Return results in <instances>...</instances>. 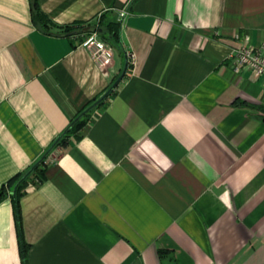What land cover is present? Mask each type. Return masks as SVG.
Returning a JSON list of instances; mask_svg holds the SVG:
<instances>
[{"label":"crops","instance_id":"0c3cea01","mask_svg":"<svg viewBox=\"0 0 264 264\" xmlns=\"http://www.w3.org/2000/svg\"><path fill=\"white\" fill-rule=\"evenodd\" d=\"M36 2L48 32L0 0V264H264V90L225 58L264 52V0Z\"/></svg>","mask_w":264,"mask_h":264},{"label":"built area","instance_id":"2783aa9c","mask_svg":"<svg viewBox=\"0 0 264 264\" xmlns=\"http://www.w3.org/2000/svg\"><path fill=\"white\" fill-rule=\"evenodd\" d=\"M126 12H119V20L125 16ZM85 48L89 52L92 60L101 68L110 63L112 51L105 42L100 40L96 32L89 35L84 41ZM230 60L231 68L234 72L249 71L255 78H260L264 90V52L263 45L254 47L248 44L240 48L231 49L225 56Z\"/></svg>","mask_w":264,"mask_h":264},{"label":"trees","instance_id":"16d2710c","mask_svg":"<svg viewBox=\"0 0 264 264\" xmlns=\"http://www.w3.org/2000/svg\"><path fill=\"white\" fill-rule=\"evenodd\" d=\"M32 19L33 22L44 32H48V21L45 16H43L37 6L36 0H32ZM107 30L109 34V38L112 39L113 41H117L118 38V24L116 23H110L107 26H104L101 24V20L97 21L96 23L92 24L91 26V31H96L97 33H104ZM262 119L264 121V111H262ZM79 122L78 120L71 121L69 124V127L63 132L62 135H60L53 143V147L55 145H64L65 140L64 137L65 135L70 132ZM49 152V150H48ZM47 152V153H48ZM46 155L41 158L39 161L34 163L29 167V169L24 173L20 174L17 177L11 181V186H13L15 189V196H13V213H14V218L17 226L19 225L20 222V213H19V206H18V197L20 195V190L24 187L26 178L32 174V173H38L39 175L41 174V166L44 164ZM6 192L4 190L0 191V201L6 196ZM26 248L27 245L24 243H21V257L23 259V264H25L26 260ZM158 256L160 259H163L169 254V251L166 249H158L157 251Z\"/></svg>","mask_w":264,"mask_h":264},{"label":"water","instance_id":"95a60500","mask_svg":"<svg viewBox=\"0 0 264 264\" xmlns=\"http://www.w3.org/2000/svg\"><path fill=\"white\" fill-rule=\"evenodd\" d=\"M124 72H125V69H124V71L122 72V74L120 75V77L117 79V81H115V83L112 85V87L111 88H113L117 83H118V81L122 78V76L124 75ZM106 96V94L103 96V97H105ZM102 97V98H103ZM94 106V105H93ZM91 108V107H90ZM15 189L16 188H14L13 190H12V192H11V194L13 195V196H15Z\"/></svg>","mask_w":264,"mask_h":264}]
</instances>
